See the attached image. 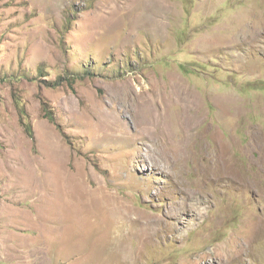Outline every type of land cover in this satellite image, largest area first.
I'll return each instance as SVG.
<instances>
[{
  "label": "rangeland",
  "instance_id": "obj_1",
  "mask_svg": "<svg viewBox=\"0 0 264 264\" xmlns=\"http://www.w3.org/2000/svg\"><path fill=\"white\" fill-rule=\"evenodd\" d=\"M0 264H264V0H0Z\"/></svg>",
  "mask_w": 264,
  "mask_h": 264
},
{
  "label": "bare ground",
  "instance_id": "obj_2",
  "mask_svg": "<svg viewBox=\"0 0 264 264\" xmlns=\"http://www.w3.org/2000/svg\"><path fill=\"white\" fill-rule=\"evenodd\" d=\"M151 104V103H150ZM153 130L155 131V128H153ZM167 139V138H166ZM167 141H168V139H167ZM180 150V149H179ZM179 153V152H178ZM181 153V152H180ZM183 157V155H176V156H174V157H172V156H170V157H168L167 158V161H168V163L169 164H177L178 162H179V160L181 159Z\"/></svg>",
  "mask_w": 264,
  "mask_h": 264
}]
</instances>
